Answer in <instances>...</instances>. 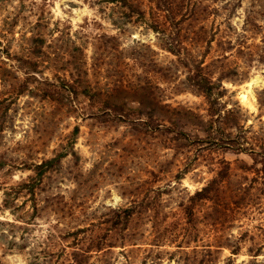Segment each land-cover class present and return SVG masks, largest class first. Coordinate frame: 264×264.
I'll return each instance as SVG.
<instances>
[{
	"label": "rangeland",
	"instance_id": "rangeland-1",
	"mask_svg": "<svg viewBox=\"0 0 264 264\" xmlns=\"http://www.w3.org/2000/svg\"><path fill=\"white\" fill-rule=\"evenodd\" d=\"M134 1L155 10L152 0ZM174 8L183 16L178 55L132 18L113 24L123 8L112 1L0 0V264H204L208 242L207 264H264V170L251 167H261L252 156L260 160L264 144V0H174ZM185 56L224 76L223 115L210 116L186 86ZM152 118L162 125L146 126ZM74 125L72 146L33 195L17 188L3 206V188L30 182L29 163L61 150ZM202 128L215 129L214 141L194 140ZM224 161L211 197L218 205L195 200L187 212L189 195ZM232 193L241 206L218 213ZM130 202L127 223L113 220L112 209ZM212 214L213 228L203 225ZM243 231L233 254L225 244ZM95 242L101 249L87 247Z\"/></svg>",
	"mask_w": 264,
	"mask_h": 264
},
{
	"label": "trees",
	"instance_id": "trees-1",
	"mask_svg": "<svg viewBox=\"0 0 264 264\" xmlns=\"http://www.w3.org/2000/svg\"><path fill=\"white\" fill-rule=\"evenodd\" d=\"M106 1L115 2L117 5L123 8V10L119 14L120 16H118L117 19H111V22L113 24L120 26L124 21L132 18L133 21L140 22L145 27L151 29L156 34V37L159 41V45L162 48L168 50L169 52L175 55L180 54V47L182 46L180 44V41H181L180 38L182 36H181V28L179 26L180 24L179 22L181 21V17L183 16L181 12L176 13L175 8L173 9L174 0H152L153 5L150 6L149 8L151 9V7H153L155 10L151 9L149 11L148 10L144 11L143 9H141L138 6V4L135 3L134 0H106ZM152 10L154 12H152ZM159 14L162 17L161 18L162 21L158 22L157 20H155V17H157ZM180 59H181L182 66L185 68V74H184L183 80L185 81L186 86L189 88V90L196 92L198 94H201L204 97L207 103V113L210 116L211 115H218V116L223 115L224 110L222 108V104L219 103V101L217 100V97H219L221 94L220 80H221V77H224V76H220V74L219 76H216L214 78H212V76H209L207 73H205L202 70V67L200 65L202 60L200 59L199 60L193 59V58L186 57V56ZM76 69H77L76 73L80 74L78 70L79 67ZM80 89H81L80 91L82 93H86L88 97L92 98L93 95H96V91L92 89L90 85L88 84L82 85ZM230 110L231 109H226L225 111H230ZM131 119H134V118H131ZM135 119H137V121H141L139 120V118H135ZM212 120L209 119L206 123V125L210 128H212ZM132 121H136V120H132ZM230 123L233 126H235L237 124V121L230 122ZM145 124L146 126L150 125L149 127H153V128L162 125L161 122L156 121V118H152L149 123H145ZM210 128L209 130L202 128L204 131V136H199L195 134L194 140L198 142L204 141L205 143L203 144L205 145L208 144V142L214 141L213 140L214 136H212V131L215 132V129H212V131H210L211 130ZM76 132H77V126L74 125L72 130L67 136L66 142L63 145H61V148H62L61 150H58L57 152H55L53 155L49 157L42 158L39 161H33L29 163L30 166H28V168H30L33 171L34 175L32 176L36 177V179L30 176L29 179H31V181L28 183L23 182L24 184H13V185H8L3 188V191H2L3 206L10 207V204H9L10 198L13 197V194L15 193L17 188H25L28 191V193L33 195L34 188L37 186V184H34V183L36 182L38 177L46 169L52 168L58 162L59 158L65 155V153H67L66 151L69 150L68 145L70 147L72 146ZM177 133L183 135L184 132L182 130H179V131L175 130L174 138L177 137ZM224 143L225 142L222 141L221 145H225ZM260 143L261 144L259 146V149H257V152H259L260 154L259 156H261L260 160H257L254 156H252L253 163H255L256 161H259L261 164V167H256L254 165L251 166L255 171H258V169L264 170V144L263 142H260ZM203 147L209 148L207 146H203ZM229 147L237 151L244 149V148L243 149L241 148L242 147L241 143L237 140V138H234L233 140H231L230 138ZM250 149H253V147ZM226 169H227V162L224 161L223 165L221 166V169L217 170L215 177L210 178L207 182L202 184L199 188L195 189L189 195V204L186 206L187 212L188 211L191 212V208L195 200L201 201L205 199H211L212 195L214 196L218 195V193L220 192L219 187H218L219 185L217 184V181L219 179L218 177H222ZM175 177H179V173L175 174ZM240 197L241 196L237 195V193L236 194L232 193L230 196L228 194L227 203L224 204V206L219 204L221 210L220 212L218 211V213L225 214V212L229 213L232 211L233 213L237 211L238 208L242 204L241 201L243 197L242 198ZM49 199H52V197H48V200ZM211 201L213 203H216V202L218 203V201L214 199H211ZM135 203L130 202L125 206H117L115 209H112L113 216L115 217L113 218V220L117 219V222H120L122 225L126 224L130 216L136 210L137 206ZM217 203L216 205H218ZM50 205L54 206L55 203H51ZM32 207H35V204H32ZM232 213H229V215H231ZM215 222H216L215 215L212 214L211 216L209 215L207 219H205V224L203 225H207V227L211 226L213 228V226L215 225ZM83 228L84 226L77 227L76 230L83 231L85 229ZM76 230H71L69 232L65 231V234L70 233L74 237L75 236L74 234H76ZM243 236H244V231L239 233L238 236H236L233 243L228 244V242H226L227 244L225 245H228V248L230 249L231 253L236 254L238 252L239 250L238 240L242 239ZM59 238H61L60 235H59ZM74 238H77V237H74ZM220 239H221V236H215L214 237L215 243H213V245H215L216 247L222 245V244H219L221 243ZM224 239H228L227 236H224ZM99 245H100V242H95L93 244H89V246L87 247H94V249L99 250L101 249V246ZM210 245H212V243H209V242L202 243L201 245L203 248L201 252L203 253V257H204V259H202V261L204 260V264L212 262L211 261L212 259L210 258L211 253H212V250H210V247H209ZM261 245H264V240L262 241ZM89 249L90 248H87L86 251ZM259 251H260V247L257 246L253 250L248 249V252H249L248 254L255 257L256 255L259 254ZM72 261L79 263L78 260H76V258H74Z\"/></svg>",
	"mask_w": 264,
	"mask_h": 264
},
{
	"label": "bare ground",
	"instance_id": "bare-ground-1",
	"mask_svg": "<svg viewBox=\"0 0 264 264\" xmlns=\"http://www.w3.org/2000/svg\"><path fill=\"white\" fill-rule=\"evenodd\" d=\"M255 81V80H254ZM250 84V83H249ZM242 97L244 98V95H242Z\"/></svg>",
	"mask_w": 264,
	"mask_h": 264
}]
</instances>
